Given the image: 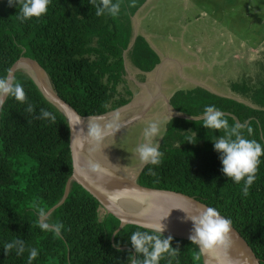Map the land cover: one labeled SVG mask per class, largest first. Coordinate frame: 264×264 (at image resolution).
Listing matches in <instances>:
<instances>
[{"label":"trees","instance_id":"trees-1","mask_svg":"<svg viewBox=\"0 0 264 264\" xmlns=\"http://www.w3.org/2000/svg\"><path fill=\"white\" fill-rule=\"evenodd\" d=\"M148 1L113 0L121 4L119 15L97 17L89 0H51L46 15L21 23L16 17L18 6L0 0V76L11 72L22 58H29L42 66L60 98L82 118L102 117L128 106L133 92L125 87L129 98L121 92L126 86L125 53L144 74L161 64L145 37L135 41L132 19ZM15 79L36 112L27 113V104L9 97L0 115V264H28L27 251L17 256L14 250L8 255L3 250L5 243L16 238L38 250L33 264H129V255L136 256L130 235L145 229L127 226L118 233L121 221L108 213L101 219L104 208L77 183L58 207L74 175L70 124L31 77L18 72ZM232 89L258 108L201 87L175 94L171 106L188 119L174 118L168 123L160 144L162 162L156 167L147 165L138 184L215 207L233 221L264 264V156L245 196L243 183L224 176L214 151L212 141L223 130L202 126L204 108L214 105L230 125H245L246 138L264 145V83L257 87L254 81L243 82ZM41 108L53 112L56 122L38 119ZM248 127L252 128L250 136ZM37 207L48 214L58 207L48 219L64 225L60 238L40 230ZM171 246L178 250L176 257L166 256L160 264H205L203 255L199 261L194 259L198 249L190 241L173 238Z\"/></svg>","mask_w":264,"mask_h":264},{"label":"rangeland","instance_id":"rangeland-1","mask_svg":"<svg viewBox=\"0 0 264 264\" xmlns=\"http://www.w3.org/2000/svg\"><path fill=\"white\" fill-rule=\"evenodd\" d=\"M132 21L135 38L145 37L161 64L146 75L125 53L126 86L121 92L126 96L125 87L129 88L133 97H126L132 102L127 111L116 112H120L122 128L102 146L104 162L123 177L138 176L146 166L136 150L144 142L143 130L149 123L161 122L157 138L161 144L168 123L187 118L171 106L179 91L201 87L258 108L232 87L264 83V0H149ZM107 213L101 209V219Z\"/></svg>","mask_w":264,"mask_h":264},{"label":"clouds","instance_id":"clouds-1","mask_svg":"<svg viewBox=\"0 0 264 264\" xmlns=\"http://www.w3.org/2000/svg\"><path fill=\"white\" fill-rule=\"evenodd\" d=\"M8 3L9 6H18L19 12L16 17L18 21L23 23L46 15L51 0H8ZM89 4L95 8L97 17L105 15L117 17L121 11V4L113 2V0H89ZM134 6V3L130 5V7ZM9 97L14 98L21 104H27L25 108L27 113L34 114L36 112L35 105L27 102L23 85L15 79L11 72L0 76V108L3 107ZM37 118L49 123L56 122V115L43 108L40 109ZM103 119V117H90L87 123V133L82 132L86 139L96 146L97 150L100 149L108 136L116 135L122 128L119 123V113H115L111 120L107 122H103ZM183 119H188V117ZM202 119V126L205 129L223 130L224 134L219 135L212 141L214 151L219 154L224 176L236 184L243 183L242 192L243 195L247 196L255 182L260 158L264 156V145L254 139L246 138L243 134L245 125L240 123L230 125L225 113L214 105L204 108ZM78 124L81 123L77 121ZM161 132L162 124L159 121L151 122L144 128V142L136 150L143 165L156 167L161 164L163 153L160 151V144L157 140ZM247 133L249 136L252 134L251 127L247 128ZM75 140L76 138L73 142ZM188 142L193 143L190 139ZM78 170L81 175L92 174L98 179H103L109 174L100 162L93 160L87 161L83 166H78ZM149 172L152 175L155 174L152 169H149ZM120 195V193H116L110 196L109 199L115 203ZM184 213L185 219L193 225L189 240L198 249L194 259L199 261L202 255L215 252L217 249H223L224 259L228 260L233 221L221 215L215 207H207L198 215H190L187 211H184ZM36 214L38 217L37 225L41 231L51 232L57 238L61 237L64 229L62 223L50 222L48 219L49 214L43 208L37 207ZM167 217L161 218L157 223L148 225L144 231H134L130 235V244L136 256L129 255V264H160V261L166 256L176 257L178 250L173 249L171 246L173 238L163 235L166 231V225L163 221ZM124 223L122 222V227ZM115 246L118 247V244ZM3 250L6 255L14 250L17 256H21L27 251L28 264H33V261L39 256L36 248H27L25 242L19 238L5 243ZM139 257H142V259Z\"/></svg>","mask_w":264,"mask_h":264},{"label":"water","instance_id":"water-1","mask_svg":"<svg viewBox=\"0 0 264 264\" xmlns=\"http://www.w3.org/2000/svg\"><path fill=\"white\" fill-rule=\"evenodd\" d=\"M24 63L31 64L34 67L36 74L39 77H40L39 74V69H40L43 72L44 76H46L48 81H50V83L52 84L49 75L42 68V66L37 61H34L29 58H22L17 64L14 65V67L11 69V73L14 77L18 72L24 71L20 69V67ZM26 74L35 81L39 89L44 94L45 98L67 118L71 128V150H72V156L74 162V175L68 184L66 196L63 202L58 207H60L65 203V201L68 199L71 193L73 184L77 183L80 186H82L86 191H88L93 197H95L100 202L101 206L106 210V212H108V214L120 220L121 225L122 222H125L123 224V227L122 226L120 227L118 233L121 232L127 226H137L146 229L148 225L157 223L161 218L168 216L163 221V223L166 225V231L163 233V235L171 236L172 238H178V239L190 241L189 236L192 232L193 225L190 221L185 219L184 211H187L190 215H198L208 206L202 204L201 202L197 201L194 198H190L180 193L152 190L141 187L138 184V180L142 172L144 171L146 167L145 166L138 175L136 181V185L138 189L136 190V193L122 190L119 188V186L114 189V193L118 192L121 195H126L125 198L130 200L129 202H127V206H126L127 208L123 210L117 208L115 203H113L109 199L110 196H108L107 192L104 191V186L114 187L113 185H111L108 181L105 183H97L94 180V178L96 177L95 175L94 176H91L90 174H88L87 176L81 175L78 170V166H82V162L80 160V153L82 150H84L83 148H85L86 146L84 142L88 140L86 139L84 135L86 133L82 131L81 126L80 128L78 127V125L76 126V124L74 123L75 121L74 120L71 121L68 118L66 111L71 113L75 120L77 119L85 120L89 118H82L72 106H70L62 98H60V96L58 95L55 89H54L55 94L53 95L50 93L48 87L45 84H43L42 82L40 83L38 81L36 76L31 75L27 72ZM7 100L5 101L4 105L6 104ZM4 105L2 108H0V115L4 108ZM128 106H125L124 109H126V107ZM122 109L123 108H121L120 110ZM107 115H104L102 117H106ZM74 138H76L75 142H73ZM93 161H98V157L94 156ZM105 178H107V176H105L103 179H98V178L97 179L99 181H104ZM136 196L141 197L142 199L138 200ZM129 206L131 207L130 211H129ZM58 207L53 209L49 213V216L52 215V213ZM139 208H143L145 210L140 214ZM231 240L234 243H231V248L228 252V256H229L228 260L224 259L223 249H217L215 252H211L203 255L204 263L205 264H261L260 260L257 258L252 248L249 246L246 240L240 235V233L234 227L231 232Z\"/></svg>","mask_w":264,"mask_h":264},{"label":"bare ground","instance_id":"bare-ground-1","mask_svg":"<svg viewBox=\"0 0 264 264\" xmlns=\"http://www.w3.org/2000/svg\"><path fill=\"white\" fill-rule=\"evenodd\" d=\"M20 69L26 71L27 73H29L31 75L36 76L40 83L42 82L43 84H45L48 87V90L50 91L51 94H53V95L55 94L54 89L52 88V84L50 83V81H48V79L46 78V76H44L43 72L40 69H39L40 77L36 74V71L31 64L24 63V64H22ZM126 111H127V109H126ZM118 113H120V112H118ZM66 114L71 121H73V120L75 121L74 123L76 124V126H77V121H79L81 124H78V127L80 128V126H81L82 131L87 133V123H88L89 119H85V120L77 119V120H75L71 113L66 111ZM123 114H125V113H123ZM113 115H108L106 117H103L104 118L103 122H106ZM84 144H86V146H85V148H83L84 150H82L80 153V160L82 162V166L85 165L87 163V161L93 160L94 156L98 157L97 162H100L108 170L109 174L106 175L107 178H105L104 181H99L96 177L94 178V180L97 183H105L108 181L111 185L114 186V187L104 186V191L107 192L108 196H112V195L118 193V192L114 193V189L118 186L122 190L136 193V190L138 189L137 185H136V181H137L138 176L135 175L134 177H132V176L130 177L127 175V176L123 177L120 174L119 175L116 174L114 172L113 168H111L112 166H110L109 164H106L104 162V161H106V155H105L104 149L102 147L103 144L99 150H97L96 146L91 144L89 141L84 142ZM90 175L94 176L92 174H90ZM125 197H126V195H120V198L115 202V205L117 208H120L122 210L127 208L126 207L127 202H129L130 200L125 198ZM136 197L138 198V200L142 199L141 197H138V196H136ZM130 209H131V207L129 206V211H130ZM144 210L145 209H143V208H139V211H140L139 213L141 214ZM231 243H234V242L231 240Z\"/></svg>","mask_w":264,"mask_h":264},{"label":"crops","instance_id":"crops-1","mask_svg":"<svg viewBox=\"0 0 264 264\" xmlns=\"http://www.w3.org/2000/svg\"><path fill=\"white\" fill-rule=\"evenodd\" d=\"M203 5L205 6V4L203 3ZM205 13V12H204ZM130 105V104H129ZM164 137H162V139H163Z\"/></svg>","mask_w":264,"mask_h":264},{"label":"flooded vegetation","instance_id":"flooded-vegetation-1","mask_svg":"<svg viewBox=\"0 0 264 264\" xmlns=\"http://www.w3.org/2000/svg\"><path fill=\"white\" fill-rule=\"evenodd\" d=\"M146 75H148V74H146ZM171 102V101H170Z\"/></svg>","mask_w":264,"mask_h":264}]
</instances>
